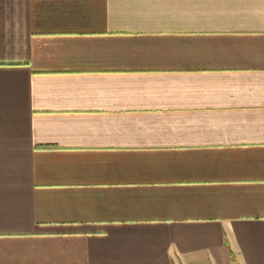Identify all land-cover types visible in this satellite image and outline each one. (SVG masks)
Returning a JSON list of instances; mask_svg holds the SVG:
<instances>
[{
  "label": "crops",
  "instance_id": "crops-1",
  "mask_svg": "<svg viewBox=\"0 0 264 264\" xmlns=\"http://www.w3.org/2000/svg\"><path fill=\"white\" fill-rule=\"evenodd\" d=\"M264 264V0H0V264Z\"/></svg>",
  "mask_w": 264,
  "mask_h": 264
},
{
  "label": "trees",
  "instance_id": "trees-1",
  "mask_svg": "<svg viewBox=\"0 0 264 264\" xmlns=\"http://www.w3.org/2000/svg\"><path fill=\"white\" fill-rule=\"evenodd\" d=\"M232 264H236V261H235V259L233 258V260H232Z\"/></svg>",
  "mask_w": 264,
  "mask_h": 264
}]
</instances>
